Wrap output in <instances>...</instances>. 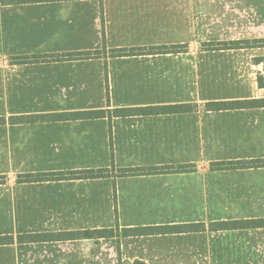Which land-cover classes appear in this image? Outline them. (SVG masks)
Wrapping results in <instances>:
<instances>
[{
  "label": "crops",
  "instance_id": "obj_1",
  "mask_svg": "<svg viewBox=\"0 0 264 264\" xmlns=\"http://www.w3.org/2000/svg\"><path fill=\"white\" fill-rule=\"evenodd\" d=\"M257 39L264 0H0V264H264V166L212 168L264 159V107H207L264 98V46L208 47ZM113 163L195 169L19 181Z\"/></svg>",
  "mask_w": 264,
  "mask_h": 264
},
{
  "label": "trees",
  "instance_id": "obj_2",
  "mask_svg": "<svg viewBox=\"0 0 264 264\" xmlns=\"http://www.w3.org/2000/svg\"><path fill=\"white\" fill-rule=\"evenodd\" d=\"M28 1V0H23ZM252 46H264V39L257 40H244L240 42L231 43H221L216 45H208L209 48H239V47H252ZM178 47H162V48H120L112 49L110 53L112 56H126V55H140L146 52H154L156 50L160 52H175ZM107 52L106 46L103 50L96 51H77L69 52L66 54L58 55L55 57L44 56V57H28L21 56L17 60L19 62H34L39 60L48 59H88L95 58L99 56H105ZM259 79V85L264 86L263 79ZM207 107L211 110H223V109H233V108H253V107H264V98H253L244 99L236 101H225V102H211L207 104ZM185 105H171L166 106L160 110L168 112H178L185 109ZM99 114L100 112H91ZM15 120V119H14ZM18 120H24V118H18ZM113 155V154H112ZM264 166V159L246 160V161H231V162H217L212 164L213 169H232V168H250V167H261ZM195 169L194 165H181L179 167H167V168H155V167H137V168H121L117 169L115 164H112L111 168L102 169H91V170H76L67 172H52V173H37V174H27L20 175V182H35V181H50V180H65V179H88V178H100V177H117L122 176H133V175H143L152 174L156 172H170L172 170H178L179 172H188ZM117 172V173H115ZM116 218H118V210L116 207ZM248 223L259 224V220L248 221ZM264 223V221H263ZM192 224L184 225H166V226H145V227H133L123 229L122 232L125 235H147V234H166V233H181L189 232L192 229ZM120 227L117 225L115 228L96 230L95 232H87V234H96L98 237H112L115 235L116 231H119ZM0 240L12 241L13 236L0 237Z\"/></svg>",
  "mask_w": 264,
  "mask_h": 264
},
{
  "label": "built area",
  "instance_id": "obj_3",
  "mask_svg": "<svg viewBox=\"0 0 264 264\" xmlns=\"http://www.w3.org/2000/svg\"><path fill=\"white\" fill-rule=\"evenodd\" d=\"M259 73H260V75L263 77V79H264V65L261 67V69L259 70ZM263 90H264V88H263Z\"/></svg>",
  "mask_w": 264,
  "mask_h": 264
},
{
  "label": "rangeland",
  "instance_id": "obj_4",
  "mask_svg": "<svg viewBox=\"0 0 264 264\" xmlns=\"http://www.w3.org/2000/svg\"><path fill=\"white\" fill-rule=\"evenodd\" d=\"M258 76L261 77V78L263 79V77H262V76L260 75V73H259V70H258ZM263 82H264V79H263ZM263 87H264V86H263ZM263 87H262V88H263Z\"/></svg>",
  "mask_w": 264,
  "mask_h": 264
}]
</instances>
